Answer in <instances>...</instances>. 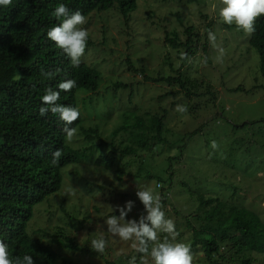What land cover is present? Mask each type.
Listing matches in <instances>:
<instances>
[{"label": "rangeland", "instance_id": "1", "mask_svg": "<svg viewBox=\"0 0 264 264\" xmlns=\"http://www.w3.org/2000/svg\"><path fill=\"white\" fill-rule=\"evenodd\" d=\"M220 7V0L193 3L138 0L126 24L114 9L95 11L86 18L87 22L81 27L89 32V39L81 60L99 71L101 80L94 93L78 90L76 105L85 120L83 126L99 124V139L112 143L98 147L96 155L113 147L119 151L123 134L112 136V132L122 124L119 111L130 104L128 98L135 99L134 108L137 107L139 115L148 113L157 118L164 115L163 141L154 144L152 141L148 144H152L150 148L136 149L135 155H125L111 170L91 163L71 164L62 170L60 191L33 207L26 227L30 235L41 237L53 248L54 264H103L105 260L129 264L133 257L137 258L132 241L113 237L105 224L111 214L119 215L116 206H123L129 200L134 202V207L126 219L146 215L135 194L137 190L150 189L160 197L169 195L170 204L166 203L163 211L174 221L171 205L187 215L195 211L198 203L183 195V190L172 196V189H180L181 182H186L192 190L201 189L205 193L212 182L223 181L225 198L230 195L232 184L236 186V195L226 201L248 208L264 222V162L259 163L261 157L264 158V124L239 128L244 122L264 121V83L258 72L259 61L264 59V45L258 50L250 47L249 34L234 24L223 23L219 17ZM209 22L217 37L216 44L225 50L222 63L215 60L217 49L209 40L205 42L204 27ZM189 27L198 35L192 36V56L182 61L180 54L186 48L174 49L164 38L175 33L184 43L187 39L184 30ZM204 44L208 46L206 52L202 50ZM204 57L207 64L202 63ZM126 60L141 71L129 72ZM179 70L191 80L203 82L195 91L197 96L187 98L178 84L159 80L175 77ZM144 76L148 79L144 80ZM116 83L131 84L134 95L129 97L128 89L113 93ZM237 87L239 91H234ZM113 95H116L115 103L122 104L117 107L119 111L102 102L103 98L110 100ZM177 104L185 105L187 112H177ZM77 129V136L69 143L74 149L85 144ZM99 139H95L94 144L98 145ZM212 140L218 143L217 150L212 149ZM250 161L251 170L245 167V162ZM252 179L254 181H249ZM160 184L165 189H160ZM214 190L218 196H223L218 186ZM35 231L40 233L34 234ZM61 234L72 239L77 249L58 246L54 241ZM101 236L107 241L103 254L91 248V240ZM255 257L253 264H264V255ZM200 258L201 255H196L193 264H204ZM146 260L147 264H154L150 257Z\"/></svg>", "mask_w": 264, "mask_h": 264}, {"label": "trees", "instance_id": "2", "mask_svg": "<svg viewBox=\"0 0 264 264\" xmlns=\"http://www.w3.org/2000/svg\"><path fill=\"white\" fill-rule=\"evenodd\" d=\"M137 1L12 0L9 6H0V240L8 244L11 257L22 258L27 254L32 256L34 264H54L56 253L53 248L46 245L41 237L30 235L26 227L32 218L33 207L60 191L62 170L66 166L91 163L95 167L111 170L125 155H135L136 149L150 148L152 144L163 141L164 115L160 118L148 113L139 115L137 107L134 108L137 103L133 98H128L130 104H124L127 108L119 111L117 107L122 104L115 103L118 93L110 100L102 99V102L109 103L120 112L122 124L112 132V136L123 134L118 152L113 147L106 153L99 151L101 153L96 155L98 147L112 143L107 144L99 139V124L85 128V120L80 116L72 125H68L79 128L85 140L83 146L74 149L66 142L64 122L50 111L44 116L39 113V109L45 106L41 97L47 88L58 90L61 81L74 79L76 87L68 92L61 91L57 103L77 107V91L85 89L94 93L101 80L99 71L82 60L78 67H73L66 54L47 37L48 30L61 22L51 14L54 8L63 3L71 11L79 10L86 18L95 11L114 9L126 24L137 8ZM187 1L193 3L196 0ZM211 28V22L204 27L205 42L208 40L205 29ZM184 33L187 36L184 43L178 40L175 33H172V37L166 35L164 40L174 49L185 47L189 57L193 54L192 36L197 37L198 34H193L192 27L185 29ZM248 44L255 49L264 45V16L257 18L255 31L249 35ZM207 48V44L202 46L204 52ZM126 66L129 72L141 71L134 68L129 60H126ZM45 72L51 73V76L43 75ZM258 72L264 83L263 58L259 61ZM147 79L144 76V80ZM159 80L178 84L187 98L197 96L195 91L203 83L182 75L180 70L175 77ZM123 89H128L129 97L132 93L134 95V86L121 83L114 85L113 93ZM234 91H239V87ZM263 122H244L240 127L234 126L246 129L255 123L263 125ZM97 138L98 145L94 144ZM57 149L61 150L62 155L59 162L53 165L52 153ZM263 162L264 158L261 157L259 163ZM245 167L251 170V161L245 162ZM169 176H173L172 172ZM258 180L263 185L261 179ZM212 183L211 189L205 193L201 189L192 190L186 182H181L180 189L175 188L170 192L175 196L176 193H182L179 190H183V195L194 198L198 203L195 211L187 215L186 212L181 214L177 207L171 205L173 208L170 211H173L172 218L178 233L176 239L190 243L194 257L201 255L204 264H253L256 255H264V222L248 208L234 206L226 201L236 195L235 185L232 184L230 195L225 198L223 181L220 184L219 180ZM217 186L223 196L215 192ZM160 189L165 188L161 185ZM168 196H161L164 208L167 207L166 203L170 204ZM166 235L160 233V239L163 240ZM54 242L60 247L77 249L72 239L62 234L55 237ZM146 258L137 253L135 264H144ZM103 264L118 263L105 260Z\"/></svg>", "mask_w": 264, "mask_h": 264}, {"label": "clouds", "instance_id": "3", "mask_svg": "<svg viewBox=\"0 0 264 264\" xmlns=\"http://www.w3.org/2000/svg\"><path fill=\"white\" fill-rule=\"evenodd\" d=\"M12 0H0V6L7 7ZM219 17L224 24L235 25L246 34L251 35L255 31V22L260 16H264V0H220ZM214 8L216 5L213 6ZM61 22L51 27L47 32V37L61 49L70 59L73 67H78L81 63V57L85 53L89 32L81 27L86 21V17L79 11H71L65 4H58L51 13ZM210 44L217 49L215 60L222 63L225 50L216 44V34L211 29H205ZM182 61L189 60L188 54H180ZM190 62V61H189ZM202 63L207 64V57H204ZM45 76H51V73H42ZM76 87L74 79H65L58 85V90L47 88L41 97L42 106L39 109L41 116L49 111L57 115L64 122L63 131L66 134L67 142L71 143L77 136L78 129L68 127L78 120L80 111L77 107L58 104L60 92H68ZM177 112L186 113L187 107L183 104H177ZM213 150L219 148L215 140L211 141ZM62 152L57 149L52 153L51 163L56 165ZM136 196L143 205L146 215H141L138 219H126L129 212L134 207L133 201H126L123 206L117 205L115 211L119 215H110L105 221L107 232L113 237H118L121 241H132L131 247L144 257H150L154 264H193L194 255L191 244L178 241V233L175 228V222L165 216L161 197L150 189L137 190ZM112 209V208H111ZM113 211V209H112ZM168 234L163 240L159 234ZM170 237V239L168 238ZM107 241L103 236L91 240V248L101 254L104 253ZM136 257H133L129 264H135ZM0 264H34L31 255L20 257H11L9 246L3 240H0ZM147 264V260H144Z\"/></svg>", "mask_w": 264, "mask_h": 264}]
</instances>
